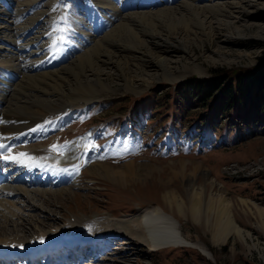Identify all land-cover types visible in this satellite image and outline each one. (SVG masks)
<instances>
[{"label": "rangeland", "instance_id": "374dc122", "mask_svg": "<svg viewBox=\"0 0 264 264\" xmlns=\"http://www.w3.org/2000/svg\"><path fill=\"white\" fill-rule=\"evenodd\" d=\"M53 1L36 0L22 6L26 24L22 29L36 32L46 29L52 33L53 14L46 11ZM241 1L246 8L240 11L231 3L215 15L204 8L213 25L205 32L194 28L196 35H186L187 39L182 42L185 47L165 39L162 40L164 44L152 47L171 62L168 67L178 76L175 79L162 78L163 70L150 60V56L131 58L129 53L132 52L128 49L119 67L100 64L102 69L111 71L110 77L104 80L112 89L104 91L97 99L68 105L58 98V103L64 107L56 114H51L41 103H33L43 114L42 119L18 133L4 131L0 143L5 148L0 149V153H9V148L11 152L43 149L51 162L76 169L75 178L60 183L54 180L36 182L41 173L32 171L28 175L34 179L32 184L15 181L18 175L28 174V169L23 171L18 163L9 162L7 169L1 172L3 163L0 161V175H4L0 180V227H5L0 231L27 239L67 223L74 216L126 221L139 209L152 204L161 206L179 220L184 237L201 242L211 256L202 253L198 247L187 245L153 251L137 238L115 236L101 243L104 251L101 256L94 255L78 264H264V131L258 130L263 125L243 124L244 115L241 118L224 117L219 112L210 114V119L202 116V119L190 122L203 111L201 100L184 90L180 97L173 94L187 76H207L216 69L251 66L264 59V0H257L256 4ZM39 12L45 17L35 22L33 17ZM232 16L236 18L231 23L217 20ZM160 29L162 37L173 38L167 28ZM121 40L124 42L123 38ZM43 42L35 44L42 49L40 55H50L53 50L50 44L54 41L45 37ZM195 64L200 69H194ZM32 72L35 71L31 69ZM155 74L161 78H151ZM127 79L139 88H127ZM177 82L174 87L172 84ZM144 91L149 93L139 99H128ZM129 101L130 105L126 103ZM89 117L92 119L87 121ZM220 123H223L222 128L210 133L208 125L214 127ZM37 125L42 127L30 131ZM201 129L205 132L199 135ZM203 137L205 139L200 140ZM219 138L221 142L213 143ZM52 144L58 147L51 149ZM92 144L96 147H91ZM98 155L105 158L97 159ZM105 168L111 171L110 175L106 174ZM205 186L208 194L199 199L201 218L194 219L189 211L191 201L197 200L196 193ZM5 189L14 194H5ZM18 190L22 194H17ZM165 191L176 193L175 196L184 194L183 212L177 211L169 201L173 198H162ZM210 195L214 198L223 195L228 199L232 216L243 236L233 233L224 241L213 239L206 219L213 223L220 206L216 200L211 210L207 209ZM8 211L10 218L6 216ZM15 223H21V226L14 229ZM77 262L76 257L72 264Z\"/></svg>", "mask_w": 264, "mask_h": 264}, {"label": "bare ground", "instance_id": "6f19581e", "mask_svg": "<svg viewBox=\"0 0 264 264\" xmlns=\"http://www.w3.org/2000/svg\"><path fill=\"white\" fill-rule=\"evenodd\" d=\"M34 1L36 0H0V121H2L0 122V135L4 131L18 133L41 120L43 114L33 106L35 102L43 104L50 113L56 114L64 107L58 103L59 99L69 105L76 101L86 102L101 96L106 90H111L109 82L104 80L105 77H110L111 71L102 69L100 64L106 63L119 67L122 56L127 51L129 52L128 49L132 52L129 53L131 58L150 56V60L157 63L163 70L162 78L175 79L178 76L174 75L168 67L171 62L161 57L164 55L156 53L152 47L164 44L162 43L164 39L171 43H180L182 47H185L182 42L186 35H196L194 28H199L204 32L211 29L213 24L210 17L206 15L205 9L215 15L222 13L227 8L226 4L230 3L239 11L246 8L242 6L241 0L230 3L228 0H54L51 8L46 12L49 15L53 14L51 17L53 29L56 27L67 29L63 32L66 41L52 47L53 50L50 49L52 51L50 55H47L48 58L45 56L46 52L45 55H40L42 49H38L35 44L44 43L45 37L53 42L61 33H53L50 36L48 33L51 31L47 32L46 29L40 32L22 29L25 24L22 6L30 5ZM247 1L248 4H254L257 0ZM175 2L176 4L173 5ZM53 7L57 9L53 11ZM44 17L45 15L39 12L34 15L33 19L37 22ZM61 17H66V19L62 20ZM235 18L232 16L231 19L217 20L222 23H231ZM160 28H167L173 34V38L162 37ZM122 38L125 43L121 40ZM32 46L36 47L32 48ZM154 56L156 57L153 58ZM45 57L47 59H44ZM193 67L196 70L200 69L197 64ZM31 69L35 72L30 73ZM151 78L161 77L155 74ZM30 82H34L35 85H31ZM126 87L133 90L139 88L137 84H132L128 79ZM20 152L32 157L25 165L17 164L21 170L27 168L28 175L33 170H38L37 167H39L45 177L55 182H65L74 176L73 167L51 162L47 152L43 149L35 150V152L14 150L3 154L15 155ZM0 161L1 164L3 163L2 168L9 166H6L9 161ZM104 170L107 175H110L111 171L108 168ZM4 191L5 194H14L10 190L5 189ZM18 191L17 194H22L20 190ZM200 191V193H193L198 196H195L197 200L191 201L189 209L192 217L198 220L201 218L202 209L199 199L208 194L206 186ZM175 194L165 191L162 198L165 199L167 196L173 198L169 201H172L177 211L183 212L186 197L184 198V194L176 196ZM216 200L220 206L217 218L214 222L212 221L213 223L206 219L213 239L217 242L224 241L233 233L243 236L240 226L232 216L228 199L225 196L219 195L214 198L210 195L207 209L211 210ZM9 204L13 206L12 203ZM9 212L6 216L10 218L11 212ZM7 217L4 218L7 220ZM153 221L157 223V226L152 225ZM19 226L21 223H15L14 229ZM3 229L1 226L0 230ZM156 230L162 233L156 234ZM2 232L0 233V253L9 254L11 257L5 263L0 261V264H8L22 258L19 246L26 248L31 244H36L45 249L52 246L68 247L72 242L83 243L90 240L98 243L112 236L137 238L150 250L168 246L198 247L202 253L211 256L209 250L201 242L187 240L181 232L178 220L166 213L159 205L141 208L130 220L126 221H118L111 217L87 219L83 216L82 218L74 216L68 219L67 223L39 232L27 239ZM68 260H62L63 263L62 261L60 263L67 264Z\"/></svg>", "mask_w": 264, "mask_h": 264}, {"label": "trees", "instance_id": "16d2710c", "mask_svg": "<svg viewBox=\"0 0 264 264\" xmlns=\"http://www.w3.org/2000/svg\"><path fill=\"white\" fill-rule=\"evenodd\" d=\"M178 85L173 94L182 96L181 91L191 93L201 100L203 111L190 122L204 118L210 119V114L219 112L224 117L246 118L243 124H257L264 131V59L251 66L216 69L203 77L188 76ZM169 93V92H168ZM166 102H168V97ZM206 113V114H205ZM256 119V120H255ZM260 119H263L260 121ZM263 123V124H262ZM242 125V124H241ZM223 123L210 126L211 132L219 131ZM257 130V131H258ZM205 131L201 129L199 135ZM200 137V136H199ZM217 137V136H216ZM211 137H208L210 139ZM205 139V137L200 140ZM221 138L218 139L221 142Z\"/></svg>", "mask_w": 264, "mask_h": 264}, {"label": "snow or ice", "instance_id": "6c2138e0", "mask_svg": "<svg viewBox=\"0 0 264 264\" xmlns=\"http://www.w3.org/2000/svg\"><path fill=\"white\" fill-rule=\"evenodd\" d=\"M55 10L56 9L54 8L53 11H55ZM60 19L63 20V19H66V17H61ZM66 31H67V29H60L59 27H57V28L53 29L52 33H48V35H50V36L53 35V33H57V32L61 33V35L58 36L52 44H50V48L55 47L56 44H63L66 41V37H63V32H66ZM0 122H2V121H0ZM46 123H50V121H46ZM40 127H42V125H37L36 128H33L30 131L34 132L37 130V128H40ZM64 146L65 147L67 146V142L65 143ZM57 147L58 146L56 144L50 145L51 149H56ZM91 147H96V145L92 144ZM3 148H5V145L3 143H0V149H3ZM8 152L9 153L11 152L10 148L8 149ZM21 158H24V159H21ZM96 158L97 159H104L105 157L103 155H98ZM31 159H32V157L29 154L24 153V152H20V153H17L15 155H11V154L5 155L3 153H0V160L18 163V164H22V165H25L27 163V161H30ZM74 170H76V169H74ZM13 247H17V246L13 245Z\"/></svg>", "mask_w": 264, "mask_h": 264}]
</instances>
